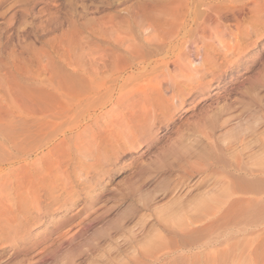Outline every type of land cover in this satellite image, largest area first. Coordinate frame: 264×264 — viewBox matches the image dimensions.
Here are the masks:
<instances>
[{"label": "rangeland", "instance_id": "374dc122", "mask_svg": "<svg viewBox=\"0 0 264 264\" xmlns=\"http://www.w3.org/2000/svg\"><path fill=\"white\" fill-rule=\"evenodd\" d=\"M170 2L196 12L197 26L150 57L157 43L143 46L140 29L148 14ZM250 19L247 8L225 0H0V154L13 149L9 140L35 142L45 133L38 120L66 101L55 96L74 89L72 80L79 91L92 90L95 114L116 109L100 97L111 78L117 79L114 97L161 95L160 109L146 105L150 120L126 126L108 115L117 123L109 142L91 144L88 132L81 142L71 140L87 145L80 156L76 146L71 151L81 173L74 197L48 205L37 221L7 215L0 264H187L191 258L204 264L208 247L264 229V11L258 10V45L244 50L246 59L218 60L221 65L209 59L211 46L234 41ZM165 52L187 59L182 64ZM191 77L200 78L195 88ZM53 78L69 85H54ZM32 88L49 96L37 103ZM222 201L229 204L223 220L180 235V218ZM168 238L172 244L160 241ZM161 242L172 245L171 257L150 259L146 250Z\"/></svg>", "mask_w": 264, "mask_h": 264}, {"label": "bare ground", "instance_id": "6f19581e", "mask_svg": "<svg viewBox=\"0 0 264 264\" xmlns=\"http://www.w3.org/2000/svg\"><path fill=\"white\" fill-rule=\"evenodd\" d=\"M222 2L224 3V1ZM225 4H227V6L241 4L242 7L248 9L251 15V19L247 23V26L244 28V30L233 38L234 41L232 40L231 43L226 42L225 44H223L221 41H218L217 46L215 44V48L214 46H211L213 47V49L211 48V50L214 53L210 55L209 59L214 63H216L218 60H222L223 63L231 62L232 59H235V61L244 60L248 56V54L244 53V50H246L250 45H258V10L261 9L264 11V0H262L260 4H258V0H225ZM153 11L154 12H151V14H148L146 16L145 21L147 22L144 21L145 25L142 24V27L140 29L142 31L141 42L143 46L149 45L150 43H157L154 46L155 49L147 53L150 57L152 55H157V52L162 49V43H165V41L167 42L173 37H175V39H177L178 41L180 37L181 40H183L185 38L184 35H187L189 31H192L193 26L197 24V21L191 18V14L196 12H194L193 10L188 11V8L184 9L183 6L180 8L178 6L174 7L173 2L168 3L163 11ZM149 46L151 47V45ZM169 54L172 55V57H176L178 62L182 64L187 59L186 55H179L178 52L177 55L176 53L174 54L165 52L164 56H169ZM218 62L217 63L221 65L220 61ZM198 73L199 72L196 73V76ZM199 76L200 75H198V77ZM58 79L53 78L50 80V83H54V85H57L59 83L64 82L66 84L68 82L65 80L66 78L64 80L59 79V82ZM199 80L200 78L196 80L193 77L189 79L192 88H195L194 85L198 84V82L196 81ZM71 82L76 84L73 80ZM116 82L117 79L111 78V85H109V87H104V84L102 86L99 85L101 86V88L99 87L100 91L103 90L104 93L101 94L100 97H103L104 100H106L105 102H111L113 100L111 103H113L116 109H112L104 113L100 110L99 114L91 113L92 111L90 110V104L92 103V95H94L92 93V90H90L91 92L83 93L82 91H79L81 88L80 86L79 88H77V86L72 83L71 85L74 86L72 87L74 89H66L65 87V91L58 94L59 96H55V98L60 101L63 100V98L64 100H66L64 102L61 101L58 110L56 109L54 112L50 113V115L43 117L41 121L38 120L40 123L39 128H42L44 125V127L40 129L39 132L46 128L45 133H40V138L38 140H33L35 142H32V140L27 141L26 138H21L16 143L14 141L12 142L11 140H9V142L7 140V147L13 149H11V151H6L5 153L0 154V234L6 230L5 227L9 228V220H7L9 218L6 219L7 215L10 214L11 220H15V222V218L18 215H26V218H28L29 221H37L43 219L42 216L44 215L45 209H47L48 205L56 207L57 205L61 204V202H68L67 198L74 197L73 193L75 189L74 187H72V185L74 183V180L77 181L78 178H81V173L80 170H78L79 168L77 169L73 167V165L77 162H75V160H77V156H72L71 151L74 146H76V151H82L83 149H81V147L84 148L87 145H85L84 147L83 143H80L81 145L79 143L69 145V143L72 144L71 140L76 139V142H81V138L78 141L79 137L83 133L87 134L88 132L89 134L91 133V144L96 143L97 141L100 143V141L102 140V142H109L108 138L113 135L114 127L117 126V123L115 124L114 121L109 122V119L107 120V117L110 114H112L111 116L118 117V119L121 120V123L126 126L131 123L139 124L143 119L150 120L151 118H154L152 116L151 109L147 110L148 107L146 105L150 104L151 108L154 109L161 108V95L158 93V91H156V93L148 91H137L135 92V94H116L117 96L114 97V90L112 88L116 86L113 85L116 84ZM50 83L48 82L47 84ZM107 83L109 84V82ZM67 85L69 84H66V86ZM55 88L56 87L52 89L54 90ZM57 88L59 87L57 86ZM75 88L78 90H76ZM35 90L37 91L36 93L34 92L35 95H30V97H33V101H37V103H40L42 95L41 88H39V90L35 88ZM49 93H47V95H42V97L49 96ZM98 93L99 92H97L96 94ZM135 98L136 100L133 101ZM129 103L130 105H128ZM182 103L183 100H180L178 98V104L182 105ZM124 110L128 111V117H124V114L122 113V111ZM42 121H44V123ZM88 122H92V124L88 126ZM90 146L91 145H89V147ZM133 146H138V142L133 144ZM43 151H46V153ZM42 152L45 154H42ZM79 154L80 152L78 153V155ZM83 154H85V152ZM70 168H75V175L71 174V172L69 171ZM74 170L71 171H73L74 173ZM76 171L78 172V174L76 173ZM226 203L227 202L222 201L201 205L197 207V210L195 211V213H192V215L188 214V216L186 217L185 214V217L183 216L184 219H182L183 217L180 218L181 221L178 220V224L175 225V227L178 231L183 232V234L180 233V235H184V233H190L189 235H191V233L198 231V229H203L204 227L206 228V226L207 228H209L208 225L211 223L213 224L214 221H218L221 215L222 217H225V213L223 211H225L224 209L229 205H227ZM225 205L227 206L225 207ZM261 211L262 208L258 212H260L261 214ZM173 216L174 215H171V217ZM222 217L220 218L221 220H223ZM260 220L261 219H259V222ZM262 223L263 221L261 220V225ZM214 226H216V224ZM177 230L175 229V231ZM255 232H257L258 234ZM171 233L175 232L172 231ZM236 236L237 235L234 236V239L233 236H231L232 240H230L231 238L229 240L226 239L227 241L223 243H217L208 248L206 247L207 250L204 249L206 251H204L203 255L202 252L200 254L205 258L208 264H217L220 261L226 262V264H264V229L258 228V231L254 230V233L243 234L242 236L239 235L238 237ZM169 238L167 240L161 239L160 241H164L165 243L168 242V244L171 241L170 244H172V239H170L169 241ZM171 246L168 247L166 244L162 245V242L160 246H158V244H155V246L153 247L152 244V247H148V250H146L145 254H147V256L150 255V259H156V256H160L158 259L163 257L166 259V257L171 254ZM153 248V253L151 254V251L149 254V251ZM144 256L145 258L147 257L146 255ZM196 256L199 257L197 253ZM203 257L201 259H204ZM191 260L194 262L195 258H191ZM191 260L187 259V264L191 263ZM206 261L204 264H207ZM194 264H196V262H194Z\"/></svg>", "mask_w": 264, "mask_h": 264}]
</instances>
